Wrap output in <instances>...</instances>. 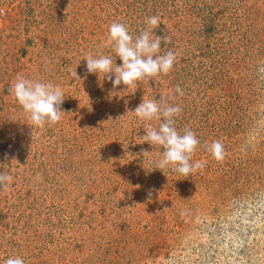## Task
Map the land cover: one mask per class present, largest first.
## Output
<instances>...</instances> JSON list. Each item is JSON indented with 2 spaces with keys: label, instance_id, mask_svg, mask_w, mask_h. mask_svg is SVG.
Segmentation results:
<instances>
[{
  "label": "rangeland",
  "instance_id": "obj_1",
  "mask_svg": "<svg viewBox=\"0 0 264 264\" xmlns=\"http://www.w3.org/2000/svg\"><path fill=\"white\" fill-rule=\"evenodd\" d=\"M151 16L170 73L127 90L87 73L114 56L109 25L135 37ZM18 75L63 89L59 122L31 123ZM143 97L181 106L203 167L153 170L161 149L134 138L159 121L128 113ZM0 171V264H264V0H0Z\"/></svg>",
  "mask_w": 264,
  "mask_h": 264
},
{
  "label": "clouds",
  "instance_id": "obj_2",
  "mask_svg": "<svg viewBox=\"0 0 264 264\" xmlns=\"http://www.w3.org/2000/svg\"><path fill=\"white\" fill-rule=\"evenodd\" d=\"M146 23L150 27L135 37L122 23L113 22L109 25L106 44L111 47L114 56L89 54L85 59L87 73L96 74L98 77L103 74L104 79L112 82L113 89L124 85L126 90L145 78L170 73L176 62V54L173 51L160 54L162 39L167 41V38L155 35L153 31L158 27L160 18L148 17ZM114 57L122 61L120 66H117ZM75 75L77 77V73ZM175 92L183 95V90L179 86L176 87ZM10 93L36 127L57 123L62 114H65L61 108L65 93L58 85L18 75L10 87ZM163 101V97L159 101L143 97L142 102L128 112L141 121H159L158 127L146 124L145 135L135 137L134 142L138 144L137 141H140L139 144L159 146L161 151L153 160V170L171 168L179 175L190 176L203 167L202 161L192 159L200 141L191 129L186 128L183 132L177 129L176 118L182 112L181 106ZM207 151L217 160L224 158V145L219 140L213 141ZM11 180L10 174L0 171V184H6ZM3 264H25V261L22 256H15L7 258Z\"/></svg>",
  "mask_w": 264,
  "mask_h": 264
}]
</instances>
